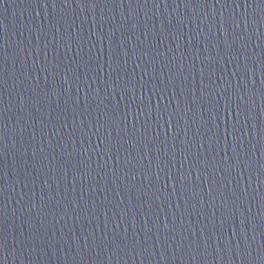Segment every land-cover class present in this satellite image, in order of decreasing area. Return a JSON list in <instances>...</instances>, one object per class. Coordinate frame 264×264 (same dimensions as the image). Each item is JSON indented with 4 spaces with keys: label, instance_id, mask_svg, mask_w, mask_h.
I'll use <instances>...</instances> for the list:
<instances>
[{
    "label": "water",
    "instance_id": "obj_1",
    "mask_svg": "<svg viewBox=\"0 0 264 264\" xmlns=\"http://www.w3.org/2000/svg\"><path fill=\"white\" fill-rule=\"evenodd\" d=\"M0 264H264V0H0Z\"/></svg>",
    "mask_w": 264,
    "mask_h": 264
}]
</instances>
